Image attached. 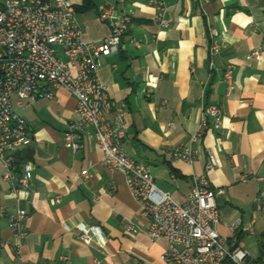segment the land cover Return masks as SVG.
<instances>
[{
	"label": "crops",
	"instance_id": "obj_1",
	"mask_svg": "<svg viewBox=\"0 0 264 264\" xmlns=\"http://www.w3.org/2000/svg\"><path fill=\"white\" fill-rule=\"evenodd\" d=\"M69 1L82 39L100 43L109 28L97 8L114 0ZM163 1L169 23L164 29L153 25L155 10L148 0L116 4L131 23L119 52L101 58L99 77L124 111L123 149L148 165L156 187L179 203L192 176L204 172L210 150L217 161L208 178L217 193L218 235L225 246L234 242L246 251L250 261L264 262V211L255 207L264 188V0ZM208 25L217 31L214 54ZM254 49L259 59L250 57ZM227 67H232L230 90L223 80ZM207 105L221 109L223 127L203 130L202 140L190 145ZM74 107L73 96L57 89L51 100L17 108L32 142L16 155L15 172L29 163L32 178L28 194L18 193L26 211L21 239L9 227L14 195L0 179V264H168L166 243L149 239L148 222L124 176L103 167L97 145L85 140L81 150L65 148L62 137L75 119ZM187 145L194 151L192 164L165 152ZM80 227H98L103 239L81 243Z\"/></svg>",
	"mask_w": 264,
	"mask_h": 264
},
{
	"label": "built area",
	"instance_id": "obj_2",
	"mask_svg": "<svg viewBox=\"0 0 264 264\" xmlns=\"http://www.w3.org/2000/svg\"><path fill=\"white\" fill-rule=\"evenodd\" d=\"M124 2L114 0L98 6V18L108 26L109 34L100 43H93L82 39L69 0H0V179L10 185L16 201L9 227L15 237H24L21 224L26 211L20 206L23 199L18 193L28 194L32 178L29 163H23L15 172L16 155L32 142L26 122L16 109L40 99L51 100L55 90L64 89L75 99V119L62 137L65 148L76 152L85 140L97 145L103 167L124 176L130 195L148 222L149 239L166 243L163 258L168 264H264L250 261L249 254L234 242L225 246L218 235L217 193L208 178L217 161L210 150L204 172L192 176L191 189L179 203L169 192L156 187L148 165L134 160L123 149L127 130L124 111L113 103L98 72L102 57L119 52L131 23V16L116 8ZM148 4L155 10L153 25L167 28L165 2L148 0ZM207 34L210 53L214 54L219 50L217 31L208 25ZM250 57L259 59L260 52L252 50ZM223 80L232 89V67L226 68ZM145 93L149 96L148 90ZM209 127H223V114L216 105L203 107L200 130L190 137V145L199 143L203 130ZM190 145L167 148L165 152L174 161L192 164L195 155ZM58 202L56 197L53 203ZM255 207L264 211V188L258 192ZM79 230L81 243L87 244L93 236L103 239L98 227Z\"/></svg>",
	"mask_w": 264,
	"mask_h": 264
},
{
	"label": "rangeland",
	"instance_id": "obj_3",
	"mask_svg": "<svg viewBox=\"0 0 264 264\" xmlns=\"http://www.w3.org/2000/svg\"><path fill=\"white\" fill-rule=\"evenodd\" d=\"M16 112L19 113V110L16 109Z\"/></svg>",
	"mask_w": 264,
	"mask_h": 264
}]
</instances>
